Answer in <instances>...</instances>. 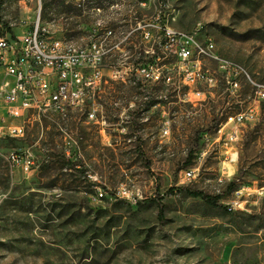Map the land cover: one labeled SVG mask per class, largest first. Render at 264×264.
Returning a JSON list of instances; mask_svg holds the SVG:
<instances>
[{
    "label": "rangeland",
    "instance_id": "obj_1",
    "mask_svg": "<svg viewBox=\"0 0 264 264\" xmlns=\"http://www.w3.org/2000/svg\"><path fill=\"white\" fill-rule=\"evenodd\" d=\"M141 1L125 0L129 10H119L132 27L135 17L157 12L174 29L210 38L219 57L264 84V0ZM44 2L41 21L55 19L64 35L78 33L80 22L90 27L89 17L66 20ZM37 6L2 0L0 26L20 33ZM137 39L132 35V52ZM115 61L104 60L105 82L95 97L99 124L86 120L89 105L65 120L53 113L12 120L0 98V264H264V99L257 101L244 74H235L237 86L230 87L211 60L203 68L213 81L190 88L175 71L169 82L136 84L133 73L111 78ZM172 61L170 54L161 59L163 73ZM190 89L203 91V99L190 102ZM250 107L253 119L223 126L228 115ZM12 124L23 125L22 136L4 134ZM12 152L29 153L32 169L13 165ZM189 168L194 175L184 178ZM193 190L220 194L219 204L208 205ZM232 200L241 208L229 210Z\"/></svg>",
    "mask_w": 264,
    "mask_h": 264
},
{
    "label": "built area",
    "instance_id": "obj_2",
    "mask_svg": "<svg viewBox=\"0 0 264 264\" xmlns=\"http://www.w3.org/2000/svg\"><path fill=\"white\" fill-rule=\"evenodd\" d=\"M69 2L82 16L91 19L89 28H83L85 23L80 22L75 37L64 35L55 19L46 23L41 21L40 0H37V12L31 25H24L20 33L0 26V98L9 119L23 122L30 117L53 113L65 120L69 113L84 111L89 105L85 111L86 120L99 124L95 97L105 82L104 60L111 57L116 58L109 65L111 78L124 80L128 73H133L136 79L145 83H155L160 78L169 82L170 74L175 71L177 75L182 74V81L189 88L195 81L207 84V79L213 78L203 68V61L211 60L216 63L218 71L225 74L230 87L237 86L233 79L235 74H244L253 86L257 101L264 99V84L251 81L239 65L217 56L210 38L200 40L194 31L174 29L163 23L157 12L149 20L135 17L133 27L131 23L122 24V20H116L115 3H124L125 0L114 1L108 7L86 1ZM138 4L146 7V1ZM105 12H112V19H105ZM123 29H130L129 39H122ZM132 35L138 38L133 52ZM133 54L137 60L131 63L129 59ZM169 54L174 61L168 63L163 73L161 59ZM190 91L193 97L188 98L190 102L203 99V91ZM131 106L132 102L126 108ZM254 115V109L247 108L228 115L223 126L243 123L253 119ZM99 131L105 132L103 127ZM3 132L9 137L22 136L23 125H8ZM235 137L234 132L228 134L230 141ZM9 159L26 172L34 164L29 153L12 152ZM193 175L194 168L183 171L184 178ZM227 206L229 210L240 209L241 202L232 200Z\"/></svg>",
    "mask_w": 264,
    "mask_h": 264
},
{
    "label": "trees",
    "instance_id": "obj_3",
    "mask_svg": "<svg viewBox=\"0 0 264 264\" xmlns=\"http://www.w3.org/2000/svg\"><path fill=\"white\" fill-rule=\"evenodd\" d=\"M141 1V0H138ZM2 3V0H0V5ZM44 7L45 9H47L48 11H51L52 14L56 15V16H61L63 18L67 19H72L75 18L77 16H80V11L74 7L70 2H67L66 0H45L44 2ZM74 25H76V23H74ZM72 29V27H70ZM70 29V30H71ZM77 33V31L73 32V31H66V35L70 36L72 34ZM137 82L136 84H139V79H136ZM140 91H143V87H139ZM261 120L264 121V106L262 104L261 106ZM257 130V129H255ZM252 137L250 136V140H248L246 142L245 145H248L249 142L252 141L251 139ZM235 180H232L228 183V189H232L234 187H236L235 185ZM261 186V185H260ZM189 193L194 196V197H199L201 198L205 203H207L208 205L211 206H216L219 204V200L221 198L220 194H215V195H211V194H207L201 190H193V191H189ZM160 212H161V208H160Z\"/></svg>",
    "mask_w": 264,
    "mask_h": 264
},
{
    "label": "bare ground",
    "instance_id": "obj_4",
    "mask_svg": "<svg viewBox=\"0 0 264 264\" xmlns=\"http://www.w3.org/2000/svg\"><path fill=\"white\" fill-rule=\"evenodd\" d=\"M84 1H86V3H95V6H99V7H108L110 6L115 0H76V3H83ZM119 5L118 3H115V8H117ZM105 19H109L108 15L105 13ZM130 38V29L123 31L122 30V39H129ZM212 47H213V51L216 52L215 49V45L214 42L211 41ZM217 55V52H216ZM218 56V55H217ZM213 78L207 79V82H212Z\"/></svg>",
    "mask_w": 264,
    "mask_h": 264
},
{
    "label": "crops",
    "instance_id": "obj_5",
    "mask_svg": "<svg viewBox=\"0 0 264 264\" xmlns=\"http://www.w3.org/2000/svg\"><path fill=\"white\" fill-rule=\"evenodd\" d=\"M115 1H117V0H115ZM118 7L117 8H115V10H116V17H118L119 15H121V18L119 19V18H116V20H122V24H129V18H128V16H123L124 15V13L123 14H120L119 13V10L121 9V8H123L124 9V12L125 13H127V11L129 10V5L127 4V3H118ZM107 15H108V18L109 19H112V12H105ZM81 23H84V22H81ZM126 30H128V29H123V31H126ZM231 165V164H230ZM228 167L226 166V165H224L223 166V174H225L224 176L227 178L228 176H230L229 175V173H228Z\"/></svg>",
    "mask_w": 264,
    "mask_h": 264
}]
</instances>
